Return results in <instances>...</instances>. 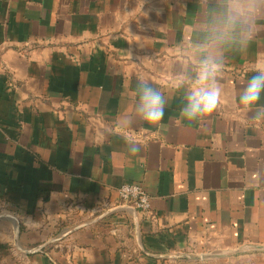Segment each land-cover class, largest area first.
I'll return each instance as SVG.
<instances>
[{"label": "crops", "instance_id": "0c3cea01", "mask_svg": "<svg viewBox=\"0 0 264 264\" xmlns=\"http://www.w3.org/2000/svg\"><path fill=\"white\" fill-rule=\"evenodd\" d=\"M197 7L0 0V264H264V252L203 259L264 246V121L238 103L264 66V21L229 54L215 113L189 125L172 80ZM137 76L168 97L158 126L117 125ZM126 183L149 212L122 201Z\"/></svg>", "mask_w": 264, "mask_h": 264}, {"label": "clouds", "instance_id": "9594fccd", "mask_svg": "<svg viewBox=\"0 0 264 264\" xmlns=\"http://www.w3.org/2000/svg\"><path fill=\"white\" fill-rule=\"evenodd\" d=\"M264 21V0H198L187 40L179 44L182 59L173 74L172 84L182 91L183 104L179 117L187 124L210 118L222 97L219 76L230 53L247 50ZM129 84L125 81L124 94ZM131 107L121 112L117 125L130 127L139 119L149 126L164 120L168 105L166 93L143 76H137L131 91ZM264 66L240 90L238 103L251 119L264 121ZM150 129H145L149 131ZM126 151L135 155L141 145L127 141Z\"/></svg>", "mask_w": 264, "mask_h": 264}, {"label": "built area", "instance_id": "2783aa9c", "mask_svg": "<svg viewBox=\"0 0 264 264\" xmlns=\"http://www.w3.org/2000/svg\"><path fill=\"white\" fill-rule=\"evenodd\" d=\"M120 198L128 204L134 205L136 208L149 212L151 209L150 196L145 192L140 184L126 183L119 190Z\"/></svg>", "mask_w": 264, "mask_h": 264}, {"label": "water", "instance_id": "95a60500", "mask_svg": "<svg viewBox=\"0 0 264 264\" xmlns=\"http://www.w3.org/2000/svg\"><path fill=\"white\" fill-rule=\"evenodd\" d=\"M251 252H264V246L245 245L243 247L230 251H214L212 253L204 254L203 259L204 261H213V260L236 257L238 255L251 253Z\"/></svg>", "mask_w": 264, "mask_h": 264}]
</instances>
